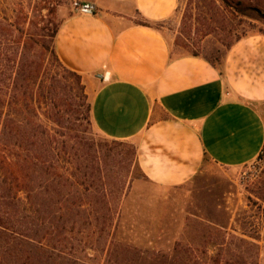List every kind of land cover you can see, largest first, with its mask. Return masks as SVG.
<instances>
[{
	"label": "trees",
	"instance_id": "1",
	"mask_svg": "<svg viewBox=\"0 0 264 264\" xmlns=\"http://www.w3.org/2000/svg\"><path fill=\"white\" fill-rule=\"evenodd\" d=\"M216 1L240 14L251 9L264 22L256 10L264 12V0H196L197 8H206L200 10L208 22L221 17ZM31 11L28 18L20 9L22 15L12 19L9 6L0 4V264H92L74 256V240L88 232L107 234L115 227L120 192L116 194L107 170L108 158L117 153L111 151L114 147H125L137 166L135 147L117 139L87 140L90 102L81 74L56 54L54 8L45 14L34 7ZM185 19L184 38L176 45L222 72L226 50L207 56L192 49L185 41L191 31L185 29ZM56 64L57 71L74 79L75 88L56 84ZM214 231L209 228L205 236L206 244L220 245L214 254H208L207 246L176 241L171 257L112 240L101 264H241L240 254L225 247V232Z\"/></svg>",
	"mask_w": 264,
	"mask_h": 264
},
{
	"label": "crops",
	"instance_id": "2",
	"mask_svg": "<svg viewBox=\"0 0 264 264\" xmlns=\"http://www.w3.org/2000/svg\"><path fill=\"white\" fill-rule=\"evenodd\" d=\"M84 1L95 13L59 21L56 54L81 74L94 129L132 143L144 178L178 186L206 165L238 169L260 154L264 33L235 39L220 72L173 50L163 28L178 0Z\"/></svg>",
	"mask_w": 264,
	"mask_h": 264
},
{
	"label": "rangeland",
	"instance_id": "3",
	"mask_svg": "<svg viewBox=\"0 0 264 264\" xmlns=\"http://www.w3.org/2000/svg\"><path fill=\"white\" fill-rule=\"evenodd\" d=\"M71 2L0 0L2 6H9L12 19L20 9L29 18L33 14L32 7L41 10L42 14L53 7L52 18L56 24L72 12ZM194 2L196 0H178L176 12L164 23V34L174 51H181L176 42L184 38L181 29L184 15L185 29L191 30L185 41L192 49L207 56L222 53L227 44L238 36L264 31V22L251 9L240 14L232 7H221L216 1L217 13L221 17L218 22H208L201 12L206 8H197ZM12 8H15L13 12ZM57 68L56 64V71ZM62 83L75 88L74 79L58 70L56 84ZM86 136L87 140L100 143L112 140L96 131L92 122ZM111 151L117 153L108 158L107 170L116 183V194L120 192L115 227L107 234L88 232L76 238L72 247L74 256L92 264H101L112 240L144 252L163 251L171 257L176 241L199 248L207 246L208 254H214L220 245L206 244L205 239L206 231L213 228V231L220 229L225 232V247L240 254L241 264H264V164L257 177L247 184L237 180L240 168L228 169L209 164L185 184L166 187L144 178L131 162L125 147L117 146ZM260 156L264 159V147ZM216 242H220L219 237H216ZM124 257L121 255L122 259Z\"/></svg>",
	"mask_w": 264,
	"mask_h": 264
},
{
	"label": "built area",
	"instance_id": "4",
	"mask_svg": "<svg viewBox=\"0 0 264 264\" xmlns=\"http://www.w3.org/2000/svg\"><path fill=\"white\" fill-rule=\"evenodd\" d=\"M71 6L72 10L79 14H94L96 10L95 3L91 1L72 0ZM263 164L264 159L259 154L254 160L241 166L237 175L238 182L247 184L253 181L257 177Z\"/></svg>",
	"mask_w": 264,
	"mask_h": 264
},
{
	"label": "water",
	"instance_id": "5",
	"mask_svg": "<svg viewBox=\"0 0 264 264\" xmlns=\"http://www.w3.org/2000/svg\"><path fill=\"white\" fill-rule=\"evenodd\" d=\"M260 14H262L264 16V12H262L261 10L259 9H256Z\"/></svg>",
	"mask_w": 264,
	"mask_h": 264
}]
</instances>
